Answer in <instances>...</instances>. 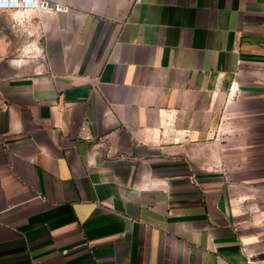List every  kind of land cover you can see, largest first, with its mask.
<instances>
[{
    "label": "crops",
    "instance_id": "obj_1",
    "mask_svg": "<svg viewBox=\"0 0 264 264\" xmlns=\"http://www.w3.org/2000/svg\"><path fill=\"white\" fill-rule=\"evenodd\" d=\"M39 1L0 8V264H264V0Z\"/></svg>",
    "mask_w": 264,
    "mask_h": 264
},
{
    "label": "built area",
    "instance_id": "obj_2",
    "mask_svg": "<svg viewBox=\"0 0 264 264\" xmlns=\"http://www.w3.org/2000/svg\"><path fill=\"white\" fill-rule=\"evenodd\" d=\"M42 8L44 7V2L39 0H15V3L12 0H0V8ZM25 15V13H24ZM236 90V86L232 87V91Z\"/></svg>",
    "mask_w": 264,
    "mask_h": 264
},
{
    "label": "clouds",
    "instance_id": "obj_3",
    "mask_svg": "<svg viewBox=\"0 0 264 264\" xmlns=\"http://www.w3.org/2000/svg\"><path fill=\"white\" fill-rule=\"evenodd\" d=\"M13 3H15V0H12Z\"/></svg>",
    "mask_w": 264,
    "mask_h": 264
}]
</instances>
